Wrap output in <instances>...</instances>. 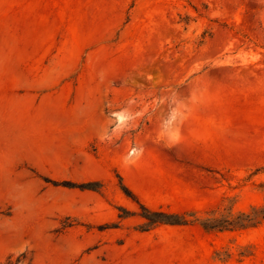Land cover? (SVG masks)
Segmentation results:
<instances>
[{
  "label": "rangeland",
  "instance_id": "rangeland-1",
  "mask_svg": "<svg viewBox=\"0 0 264 264\" xmlns=\"http://www.w3.org/2000/svg\"><path fill=\"white\" fill-rule=\"evenodd\" d=\"M251 207L264 0H0V264H264V220L198 224Z\"/></svg>",
  "mask_w": 264,
  "mask_h": 264
},
{
  "label": "trees",
  "instance_id": "trees-1",
  "mask_svg": "<svg viewBox=\"0 0 264 264\" xmlns=\"http://www.w3.org/2000/svg\"><path fill=\"white\" fill-rule=\"evenodd\" d=\"M258 168H256L254 171H257ZM49 181L53 185H64L69 186L73 185L70 184V182L67 181H61L57 182L54 180H46ZM97 182H85V183H79L76 184V187L79 189H95L94 185ZM119 187L121 191L133 199L135 203L138 206V209L140 210L138 215L145 219L146 222H144L141 225V230L148 229L149 227L153 226L156 223H164V224H175V225H181L185 224L187 221L184 220L182 217V214L178 213H167L160 210H152L144 206L142 203L138 202L134 195L131 194V192L125 187L121 182H119ZM118 210L122 214H128V211L124 208L119 207ZM118 217H121V214H118ZM261 220H264V207H251L250 211L245 212H238L234 217L232 218H222V219H204L198 224L204 229V230H224V229H232V228H244L247 226H254L257 223H259ZM106 227V226H98V228ZM18 259L11 262L7 260L5 264H16L18 263Z\"/></svg>",
  "mask_w": 264,
  "mask_h": 264
},
{
  "label": "crops",
  "instance_id": "crops-1",
  "mask_svg": "<svg viewBox=\"0 0 264 264\" xmlns=\"http://www.w3.org/2000/svg\"><path fill=\"white\" fill-rule=\"evenodd\" d=\"M76 58H77V51H76ZM59 69L60 70H67L68 69V62L66 61L64 63H60ZM62 75H63V72L53 74L52 76H50V80H62Z\"/></svg>",
  "mask_w": 264,
  "mask_h": 264
}]
</instances>
